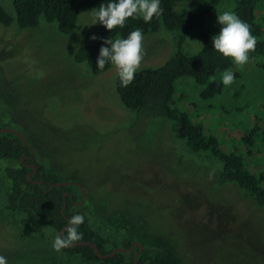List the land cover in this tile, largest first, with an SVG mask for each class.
I'll return each mask as SVG.
<instances>
[{"label":"rangeland","instance_id":"rangeland-1","mask_svg":"<svg viewBox=\"0 0 264 264\" xmlns=\"http://www.w3.org/2000/svg\"><path fill=\"white\" fill-rule=\"evenodd\" d=\"M234 3L221 0L187 35L182 52L194 56L201 50L188 39L203 48L211 45L221 27L217 13L233 12ZM0 6L14 18L11 0H0ZM90 11H79L69 36L60 35L56 23L43 17L36 28L20 29L15 21L8 28L0 25V126L24 133L36 163L83 186L85 199L76 207L91 203L92 211L81 210V215L102 236L113 237L98 214L105 205L109 211H128L142 218L150 232L170 237L184 264H264V209L232 185L217 187L221 163L208 153H191L174 137L167 120L127 110L116 92L114 66L93 75L91 61L73 62L79 48L97 41L100 24L91 25ZM256 22L263 27L264 41V4L257 9ZM201 31L207 34L206 43ZM143 36L136 72L163 66L175 51L174 33L164 27ZM262 62L249 60L240 70H230L233 83L209 100L200 97L201 88L191 78L175 82L173 97L178 109L214 137L224 153L243 156L246 149L252 151L249 170L255 174L264 170ZM41 71L44 75L38 76ZM217 80L222 83L221 76ZM243 139H250L252 148ZM8 165L17 166L0 160V212L7 215L0 218V255L8 264H26L16 255L29 250L56 252L57 264H104L55 250L57 232L23 224V213L14 215L17 223L10 220L1 194ZM110 249L108 245L106 251Z\"/></svg>","mask_w":264,"mask_h":264},{"label":"trees","instance_id":"trees-1","mask_svg":"<svg viewBox=\"0 0 264 264\" xmlns=\"http://www.w3.org/2000/svg\"><path fill=\"white\" fill-rule=\"evenodd\" d=\"M107 2L108 0H11L14 18L0 6V25L8 28L15 21L20 29L36 28L43 17L47 23H56L60 35L69 36L75 30L81 9L95 10ZM220 2L221 0H160L162 12L154 15L150 22L146 23L142 15H136L128 18L122 27L118 26L111 31L100 24L97 41L79 48L73 56V62L81 65L91 61L92 74L101 75L112 67L110 63H106L103 68H98L96 64L104 40L126 38L136 28H139L143 35L157 33L161 27L174 33L175 51L163 66L136 72L134 79L127 86L122 85L118 76L116 77V92L121 103L131 112H140L145 117H158L170 122L174 137L184 141L191 153H208L221 163L217 187L232 185L243 198L252 200L256 207L264 209V170L259 174L250 172L248 160L252 158V151L246 149L243 156L233 152L224 153L214 137L206 136L203 130L194 125L190 117L173 103L174 85L179 78L193 79L201 88L200 97L209 100L220 94L223 89V84L217 80L223 71L240 70L239 65L232 63L230 58L217 53L212 44L206 45L194 56H187L182 52L187 35L197 29ZM261 4H264V0H235L234 3L233 12L250 26L252 35L257 38L255 49L249 53V60L264 59V41L261 40L263 27L256 22L257 9ZM200 38L202 42H207L206 33L201 31ZM259 67L264 70V62L260 63ZM238 76L239 74L236 75ZM243 143L245 146V143L250 144L247 148L253 146L250 139H243ZM31 156L29 147L17 136L11 133L0 135V160L17 164L15 167L8 165L4 169L7 183L1 191L6 211L13 223H17L14 215L23 213V224L30 227L48 226L59 232L69 224L73 215L81 214V210L92 211L88 201L84 204V209L76 207L82 199L77 185L57 186L66 182L78 183L76 180L66 179L58 169L41 166L36 160L31 161ZM21 157H24V165L19 162ZM30 164L36 166V172L28 177L29 173L34 172L27 166ZM98 214L113 237L102 236L89 228L83 220L77 226L80 238L70 244L89 242L97 247L99 254L108 255L114 248L129 249L133 244L139 243L143 250L135 261L134 254L139 249L137 246L130 253H116L113 257L104 259L95 254L92 246L63 247V252L76 255L86 263L184 264L172 239L164 234L150 232L142 218L124 210L109 211L105 205L99 207ZM5 215L0 212V218ZM62 235L67 236V232L64 230ZM108 245L112 249L106 251ZM17 258L26 264L58 262L56 252L44 250L22 251L16 255V260Z\"/></svg>","mask_w":264,"mask_h":264},{"label":"clouds","instance_id":"clouds-1","mask_svg":"<svg viewBox=\"0 0 264 264\" xmlns=\"http://www.w3.org/2000/svg\"><path fill=\"white\" fill-rule=\"evenodd\" d=\"M162 12L160 0H108L102 3L98 9L87 12L91 16V25L101 24L106 30L111 31L116 27H122L128 18L142 15L144 22H150L154 15ZM217 24L219 33L211 37L213 49L223 57L230 58L236 65H245L250 57L249 53L255 49L257 38L252 35L250 26L242 21L232 11H222L217 13ZM90 39L95 40L92 36ZM143 33L139 28L131 31L126 38L106 39L99 50L96 61L98 68H103L106 63H110L116 69L118 78L122 85L127 86L134 79V75L142 61ZM190 45L199 44L198 41L189 40ZM38 76L44 73L38 72ZM234 81L232 71L225 70L221 75V82L224 86H229ZM81 214L73 215L69 220V226L65 229L67 236L58 235L54 238L53 247L59 251L70 242L78 240L80 233L77 226L83 222ZM0 264H8L6 257L0 255Z\"/></svg>","mask_w":264,"mask_h":264},{"label":"water","instance_id":"water-1","mask_svg":"<svg viewBox=\"0 0 264 264\" xmlns=\"http://www.w3.org/2000/svg\"><path fill=\"white\" fill-rule=\"evenodd\" d=\"M0 133H11V134H14L15 136H17L24 144H27L26 143V140L23 138V136L16 130H13V129H3ZM29 146V145H28ZM30 148V146H29ZM31 149V148H30ZM31 154H33V150L31 149ZM21 163H23V159L21 158ZM31 168L34 170V173L36 172V166L35 165H32ZM77 185L81 191V195H82V199L80 201L79 204H76L77 206L81 205L83 202H84V199H85V190L83 188L82 185L78 184V183H75V182H66V183H63V184H57L58 185H64V186H69V185ZM69 226V224L64 227L62 230H60L59 232H57V236L58 235H62L63 231ZM75 246H92L93 249H94V252L95 254L100 258V259H104V258H111L113 257L116 253H130L134 250V248L137 246L139 247L138 251L134 254V261L136 259V257L141 253V251L143 250V247L139 244V243H135L133 244L129 249H123V248H120V247H117V248H114L112 253L111 254H108V255H103V254H99L98 253V249L97 247L92 244V243H89V242H79V243H73V244H69L68 246L64 247V248H70V247H75Z\"/></svg>","mask_w":264,"mask_h":264},{"label":"flooded vegetation","instance_id":"flooded-vegetation-1","mask_svg":"<svg viewBox=\"0 0 264 264\" xmlns=\"http://www.w3.org/2000/svg\"><path fill=\"white\" fill-rule=\"evenodd\" d=\"M6 128H8V129H12V128H9L8 126H7V124H3L2 126H0V132L3 130V129H6ZM13 130H15V129H13ZM16 131H18V130H16ZM22 136H23V138L26 140V145L28 146H30V148L33 150V147L28 143V139L24 136V133H22V132H20V131H18ZM1 134H3V133H0V135ZM28 146V147H29ZM29 148V149H30ZM31 149H30V151H31ZM32 156L29 158L31 161H35V156H34V150H33V154H31ZM25 157V156H24ZM24 157H21L22 159H23V163H21V161H19L20 162V164H22V165H24L25 163H24ZM21 160V159H20ZM9 162V161H8ZM11 163V162H10ZM33 164H30V165H27V166H29V167H31ZM34 174V172L33 173H29L28 174V177H30V176H32Z\"/></svg>","mask_w":264,"mask_h":264}]
</instances>
